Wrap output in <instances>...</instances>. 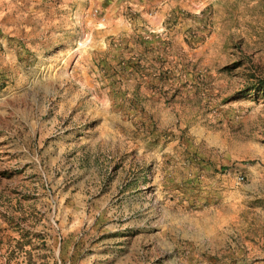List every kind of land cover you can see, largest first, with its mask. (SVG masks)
<instances>
[{
	"label": "rangeland",
	"instance_id": "obj_1",
	"mask_svg": "<svg viewBox=\"0 0 264 264\" xmlns=\"http://www.w3.org/2000/svg\"><path fill=\"white\" fill-rule=\"evenodd\" d=\"M0 264H264V0H0Z\"/></svg>",
	"mask_w": 264,
	"mask_h": 264
}]
</instances>
